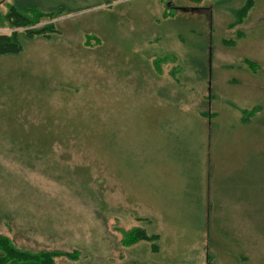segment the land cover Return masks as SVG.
I'll use <instances>...</instances> for the list:
<instances>
[{
	"label": "rangeland",
	"instance_id": "1",
	"mask_svg": "<svg viewBox=\"0 0 264 264\" xmlns=\"http://www.w3.org/2000/svg\"><path fill=\"white\" fill-rule=\"evenodd\" d=\"M53 1L90 8L0 57V236L150 264L141 228L178 264H264V0Z\"/></svg>",
	"mask_w": 264,
	"mask_h": 264
},
{
	"label": "trees",
	"instance_id": "2",
	"mask_svg": "<svg viewBox=\"0 0 264 264\" xmlns=\"http://www.w3.org/2000/svg\"><path fill=\"white\" fill-rule=\"evenodd\" d=\"M192 1L200 3L203 0ZM254 2L255 0H245V3L241 8L234 10L235 18L237 19V17H239L241 13L253 5ZM89 8L90 7L71 8L65 4H55L53 0H14L10 5L6 16L2 17L0 15V25L3 22H7L12 29H25V32L20 34L13 32L11 35L0 36V57L20 54L23 50L24 40H34L41 37L51 38L54 33H57L58 30L54 24H47L38 29H30L31 27L38 25L43 18L53 20L57 17L69 15L71 13H76ZM245 113L247 112H244V114ZM254 113L255 111L253 110L248 112L245 117L246 120L245 118L242 119L243 124H246L249 121L248 117L253 116L252 114ZM125 237V246L132 245L139 241H150L152 243L153 249H158L157 242L159 240V236H150L145 230L141 228L127 232ZM62 254L71 258L77 256L75 253L66 254L63 252L60 253L54 251H40L35 253L21 250L15 246L12 239L0 236V264H55V259L60 257ZM210 262L211 258L208 256L207 264Z\"/></svg>",
	"mask_w": 264,
	"mask_h": 264
},
{
	"label": "crops",
	"instance_id": "3",
	"mask_svg": "<svg viewBox=\"0 0 264 264\" xmlns=\"http://www.w3.org/2000/svg\"><path fill=\"white\" fill-rule=\"evenodd\" d=\"M159 242V241H158ZM168 245V243L166 242V246ZM169 249L164 247V249H162V246H160L158 244V249H153L152 247L151 248H146L144 250H140L139 253L142 254V261L141 262H146V263H150V264H178L175 260H176V257L177 255L180 256V253L174 249V244L171 243L169 246ZM174 249V250H172ZM131 254H134L136 253L137 251L136 250H132L130 251ZM187 253V257L188 259H185V255ZM182 256L181 257H184V260L183 262H188L189 264H202V260L201 259H194L192 257V254H191V251L188 250V248L185 250H183L181 252ZM157 256L156 260H153V257ZM159 260V263H157ZM194 262H193V261ZM174 261V263H173ZM183 262L181 264H183ZM137 263V261H136Z\"/></svg>",
	"mask_w": 264,
	"mask_h": 264
}]
</instances>
